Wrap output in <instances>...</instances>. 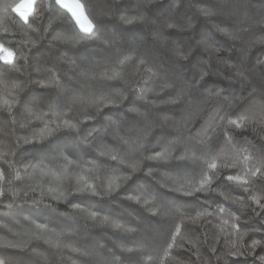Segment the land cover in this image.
<instances>
[{
  "label": "trees",
  "instance_id": "1",
  "mask_svg": "<svg viewBox=\"0 0 264 264\" xmlns=\"http://www.w3.org/2000/svg\"><path fill=\"white\" fill-rule=\"evenodd\" d=\"M21 1L0 0V44L15 54L12 66L3 59L5 50H0V109L6 101L13 104L11 116L6 111H0V155L8 151L16 153L15 156L6 157L14 167L7 168L0 161V169L5 174V180L0 181V189L4 193L0 196V239L14 244L27 241L28 247L26 250L0 248V259L7 254L15 264H94V256L86 257L67 249H57L43 239H30L32 233L38 231L36 225H42L50 230L44 235H51L53 240L59 239L62 244L94 249L114 259V264H226V260L227 264H253V257L237 259L225 256L230 246L225 243V239L236 240L237 237L235 233L227 238L217 237L216 226L222 219H227L231 225L233 218L230 214L235 213L240 218L235 221L240 231L249 233L244 237L243 244H250L253 238L264 241V231H252L264 223V212L257 216L252 208L256 207L257 211L260 209L250 200V196L255 195L260 198V204L264 205V176L257 179L248 172L249 169L255 171L257 168L264 172V157L261 156L264 152V92L259 88L260 72L264 70V64L258 63L264 61V46L252 49L242 65L248 73L254 74V78L250 75L249 79L257 86L255 92L247 83L237 82L233 68L223 63H241V50L245 48V42L255 38L253 33L259 35L261 30L258 23L261 15L252 5L264 3V0H181L178 9H174L176 0H155L147 14L157 23L148 27L121 25L112 16L113 10L117 16L134 15L137 6H142V0H122L114 8L113 0H79L93 24L101 25L102 33L123 32L122 45L125 49L129 42H142L137 51L131 54L148 61L147 67L161 71L162 74L169 71L175 58L168 48L154 39L153 33L160 29L161 22L167 20L173 12L176 20L181 23H187L189 17L196 23L193 32L170 30L166 33L178 45L188 47L202 38L215 39L220 49L218 53L210 56L203 49L196 48L190 60L185 62L183 80L187 83L198 81L200 91L185 94L178 104L166 101L180 95L184 85L179 82L174 89L160 90L159 80L144 79L143 87L146 91H128L144 75V66L139 65L138 60L126 65L124 80H102V74L113 66L118 56L116 47L105 45L104 37L95 42L85 39L82 43H76L85 34L71 13L56 4L55 0H36L34 11L25 22L15 11ZM8 4L13 7L7 9ZM207 5H212L214 10L222 14L199 16L197 7ZM233 12L235 15H232ZM217 27L235 31L240 39L233 40L222 35ZM53 35H61L70 42L51 41ZM72 60L81 67L87 65L95 78L81 77L78 70H73L70 64ZM49 70L59 76L63 83H67L68 87L85 96L98 91L105 95L124 91L128 99L118 106L104 107L94 120L82 126L79 133L62 131L50 137L43 145H25L24 138H31L32 131H39L34 126L39 124L43 127L42 123L32 119L31 114L41 109L49 111V90L41 88L37 83L43 77L50 76ZM201 71L209 73L202 81L199 79ZM13 85H19L20 88L14 98L5 90ZM208 93H219L220 96L210 98ZM66 103L71 106V111L67 107L63 111L68 112L69 116H79L86 110L82 103ZM133 106L144 112L150 111L155 123L164 124V127H155L150 137L153 148H156L157 142L176 141L179 137L180 143L190 153L200 155L203 152L209 160L217 158L215 162L218 165L223 160L231 159L238 162L237 166L221 168L213 183V190L199 192L191 197L169 189L187 185L201 171V165H189V171L180 175L184 165L157 161H140L141 171L135 173L132 180L124 183L110 197L101 199L76 193L77 187L85 181L106 186L115 178L120 164L118 160L113 161L111 155L121 158L128 156L129 163L134 162L131 149L124 145L117 148L113 136L105 133L109 118L123 121L126 130H130L134 114L127 109ZM242 116L246 119L241 121L239 118ZM229 117L238 120L243 127L226 125ZM46 119L56 121L57 117L49 113ZM21 124H28V127L22 128ZM225 132L232 138L231 141L224 135ZM17 142L20 147L15 146ZM73 149L78 156L71 154ZM60 154L77 161L64 175L41 176L35 168L25 169L21 166L28 161L33 165L43 162L55 169L57 165L49 162L58 160ZM245 157L248 159L245 160ZM91 161L101 167L94 168ZM149 167L153 168L152 176L147 175ZM203 170L207 171V167L204 166ZM17 176L20 178L16 179ZM228 176L249 180L250 183L243 185L228 181ZM32 188L36 191H31ZM61 192L74 194L68 195L65 202L64 199L54 198L59 197ZM129 195L140 196L141 203L126 199ZM152 197L156 201L144 203ZM237 197L242 203L233 202ZM9 204L12 206L8 207ZM73 204H79L84 211L74 208ZM154 204L162 212L166 210L165 204L170 205L174 210L173 218L153 216L148 209L155 210ZM218 205L224 207L226 212L221 213ZM92 211L99 213L95 221L88 218ZM198 212L207 214L196 223L183 221L179 215L185 213L195 216ZM105 216L109 217L108 224L104 223ZM173 220L181 226V234L176 238L171 256L165 259L164 240L171 242ZM112 221L137 231L128 233L113 228ZM227 231L232 232V229L228 227ZM122 245L143 246L144 253H125ZM213 247L215 252L212 251ZM61 251L65 254L61 255ZM257 253L264 254V250L257 249ZM148 255L153 258L148 259Z\"/></svg>",
  "mask_w": 264,
  "mask_h": 264
},
{
  "label": "snow or ice",
  "instance_id": "2",
  "mask_svg": "<svg viewBox=\"0 0 264 264\" xmlns=\"http://www.w3.org/2000/svg\"><path fill=\"white\" fill-rule=\"evenodd\" d=\"M122 0H113V8L116 4L121 3ZM155 2V0H142V6L138 5L135 9V14L132 16L127 15H119L117 16L115 13V10L112 12V16L116 18L121 25H128V26H144L148 27L151 26L157 21L153 20L148 14V9L151 7V5ZM36 3V0H31V3L29 4V9L34 11V5ZM56 4H59L62 8L67 9L69 13H71V16L75 19L76 24L79 26L80 30L85 34V37H81L79 40L76 41V43H82L85 39H90L92 41H99L103 38V43L107 45L109 48L116 47L118 51V56L116 60L113 62V66L108 69L105 73L102 74L101 79L104 81H121L124 80L125 73L127 71L126 65L129 63H135L137 60L139 62V65L144 66L143 71V77L139 80H137L133 87L128 88V91H146L143 87V80L144 79H151L155 78L159 80L161 83L159 84L160 90L169 89V88H175L177 86V82L184 85V87L180 91V95L177 96L175 99H170L166 101L170 104H178L180 103L181 98L185 94H190L193 91H200L199 82L193 81L191 83H187L183 80V71L185 67V62L189 61L193 52L196 48H201L204 51L208 52L209 55H213L215 53H218L220 49L216 46V41L213 37H207L202 38L194 45L188 46V47H182L178 45L174 40H171L170 37L166 34L170 30L171 31H179V32H193L196 23L194 22L192 17L188 18L187 23H181L175 18V14H171L169 18L163 22H161L160 29L158 31H155L153 33L154 39L163 47L168 48L172 55L174 56V62L170 66V69L168 72H164L163 74L161 71H153L152 67H147L148 61L139 58V56H134L131 53L137 51V49L140 47L142 42L132 41L129 42V46L127 49H125L122 45V39H123V32L117 33H102L101 32V25L100 24H93L91 20H88L87 15L84 12V5L79 2V0H75L73 4L65 3L64 0H55ZM181 6V0H176V3L174 5V9H178ZM13 7L12 4L7 5V9H11ZM22 7V6H21ZM51 7V5H49ZM252 7L256 8L258 12L261 15V19L258 21V23L261 25V30L259 35L256 33H253V36L255 38H249L245 42V48L242 49V58L241 63L239 65H231L228 64L227 61H223L226 66L233 68L236 76V80L239 83H247L253 90V92L256 91L257 86L253 83V80L249 79L250 75L254 74L248 73L243 67V61L247 59L248 55L257 46H264V3L258 4V5H252ZM16 12L20 14V16L23 18L25 22L28 20V16L25 12H22L20 10V7H17L15 9ZM197 12L199 16L203 17H211L213 15L222 14L219 10H214L212 5H207L205 7H197ZM232 15H235V12L232 13ZM83 18V19H82ZM85 21L87 23H85ZM217 31H219L222 35L237 40L240 39L238 34L235 31H228L223 28L217 27ZM46 38V37H45ZM51 41H60L64 43H68L70 41L65 40L64 37L61 35H53L51 37ZM0 50H5L4 46L0 44ZM14 53L11 51H8V56L5 58V63L14 66ZM259 64H264V61H258ZM70 64L73 66V70L79 71V75L85 79L89 78H95L92 70L87 66L84 65L81 67L80 65L76 64L75 60L70 61ZM50 76L49 77H43L41 81H37L39 86L44 89L49 90V102H48V112H45L43 109L33 112L31 114L32 119L39 121L43 124V127H40L39 124L35 125V128H39V131H32L31 138H24L23 143L25 145H32V146H40L43 145L46 141L49 140L50 137H54L57 133H60L62 131L67 132H73V133H79L81 131V128L84 124H86L90 120H94L96 118V115L104 108L108 107L110 105H119L123 103L124 100H127L128 97L125 94L124 91H118L114 94L105 95L102 91L93 92L87 96H85L82 92H77L76 90L68 87L67 83H63L59 76H57L55 73H51V70H49ZM140 74V70H137V75ZM209 73L206 71H201L199 79L202 81L205 79V77ZM260 78L261 83L259 85V88L262 92H264V70L260 72ZM126 83V81H125ZM5 90L11 94V96L14 98L17 93L20 91L19 85H13L11 88H5ZM210 98L219 97V93H208ZM224 99H227L225 97ZM67 101H71L72 104H75L77 102L82 103L86 106V110L79 116H69L68 112H64L63 108L67 107L69 111H71V106L66 103ZM153 104L155 102H152ZM94 109V111H93ZM0 111H6L11 116L13 112V104L5 102L4 106ZM129 113H133V126L130 130H126L125 124L123 121L119 120H112L108 119L107 126L105 128L106 134H111L113 136L114 141L116 142V147L119 148L120 145L128 146L131 149V152L133 153V163H129L128 156H125L123 158L119 157L118 155H111V159L113 161H119L120 167L118 169V174H115V178L113 180H110L107 185L101 184L99 186L95 184L88 183L87 181L84 182L82 186H78L76 189V193L81 195H91L94 197H99L101 199L110 197L117 193L120 188L123 186L124 183H127L128 181L132 180V177L135 173L138 171H141V168L139 167L140 161H157L162 162L164 164L172 163V162H179L181 165H184V171L180 173V175H184L189 171V165H201V171L195 176V178L187 185H180L178 187L170 188L169 191L171 192H178L186 197L195 196L199 192H206L213 190L212 186L215 181V178H218L219 172L221 168H229V167H236L237 161L226 159L221 161V163L218 165L215 161L217 158H212L211 160L206 158L205 153H201L200 155H197L195 152H189L183 145L180 143V138L177 137L176 141L171 142H157L156 148L152 147V140L150 137L152 136V133L155 129V127H164L163 123H155L153 119H151V112H144L141 111L138 107H130L127 109ZM49 113L56 116V121H49L46 119V117L49 116ZM67 117V118H65ZM241 121L246 119L245 117L239 118ZM31 123V121H29ZM226 125H235L236 127H243V124L240 123L238 120H233L230 117L226 120ZM20 127L26 128L28 127V124H21ZM31 130V129H30ZM123 133V134H122ZM224 135L228 138L229 141H231V137L228 136L227 132L224 133ZM127 137V138H125ZM16 147H20L19 142L16 143ZM174 146V147H173ZM91 148V145L88 146ZM159 149V150H157ZM152 153V154H149ZM15 152L8 151L0 155V161L3 162V164L7 168L14 167V164L10 162L6 157L8 156H15ZM71 154L73 156H78V153L76 150H72ZM261 156L264 157V152L261 153ZM245 160L248 159V157L244 158ZM77 161L69 160L67 156L60 154V157L58 160L50 161L49 164L57 165L55 169L49 168L48 165H45L43 162H41L38 165H33L31 161H28L26 163H23L21 166L25 169L27 168H35L36 171L41 176H47L49 174H56V175H64L67 174L69 171V168L72 167V165L76 164ZM94 168H100L101 165L96 164L95 161L90 162ZM207 167V171L203 170V167ZM191 171H195V169H191ZM248 172L251 174V177L253 178H261L264 176V172L261 171L260 168L255 169V171H252L251 169L248 170ZM147 175L152 176L153 175V168L149 167ZM16 179H19L20 177H15ZM5 180V174L4 170L0 169V181ZM228 181H234L237 183H241L243 185H248L250 183L249 180H240L238 177L234 176H228ZM167 187V185H165ZM31 191H36L35 188L30 189ZM247 191V188L245 189ZM264 190V189H262ZM3 190L0 189V196H3ZM27 195V192L24 193ZM74 193H63L61 192L59 197H54L56 199H64L65 202H67V196L73 195ZM18 195V193L16 194ZM126 199L130 201H134L137 204L141 203V197L140 196H127ZM250 200L254 202L255 205H257L260 209V211H257L256 207L252 208V211L259 216L260 212H264V205L260 204V198L252 195L250 196ZM156 201L155 197H152L150 200H145L144 203L148 204L151 202ZM234 203H242L241 199L239 197L236 198V200L233 201ZM8 207H11L12 204L7 205ZM73 207L84 211V209H81L79 204H73ZM155 210L153 208H149L148 211L151 212L153 216H161L163 218H173L174 210L170 205L165 204V211H161L160 208L155 207V204L153 205ZM219 211L221 213L226 212V209L222 206H219ZM207 213H200L198 212L195 216L187 215L185 213H180V218L183 221H188L190 223H196L200 219L201 216L206 215ZM99 215L98 212L92 211L88 214V218L92 221H95L97 219V216ZM231 218H233V223L229 225V222L227 219H222L221 223L218 224L216 227L218 229L217 231V237H223L227 238L232 235V233L236 234L237 239L231 240V239H225V243L230 245L228 247V250L225 254L228 258H244L247 259L248 257H253V264H256L257 261H259V264H264V254H258L257 249L264 250V241L258 240V239H252L250 244H243L242 241L245 236H248V232H241L240 226L235 222L238 221L240 218L238 216H235V213H231ZM104 223H109V217L105 216L103 218ZM7 227V225H4ZM111 226L116 229H122L128 233H135L137 229L131 228V227H125V225L112 221ZM230 227L232 229V232H228L227 228ZM36 228L38 231L32 233L30 239L34 238L37 240L43 239L47 243L53 245L57 249H67L72 253H79L86 257H96L94 264H114V259H110L108 257L103 256L99 252L95 251L94 249H90L86 246H73V244L70 243H61L59 239L53 240L51 235H44V233L49 232L45 226L42 225H36ZM253 232H260L264 231V223H262L261 227L258 229H252ZM181 234V226L176 225L173 220V231L170 235V241L164 240V244L166 245L163 249V257L165 259L169 258L171 256V249L175 247V241L178 236ZM219 242V240H217ZM191 243V241H189ZM28 247V242L25 241L23 244H14L11 242L4 241L3 239H0V248L3 249H20V250H26ZM123 252L125 253H135V254H142L144 253L143 246H135V247H124L121 246ZM212 251L215 252V247L212 248ZM61 255H64L65 253L61 251ZM153 257L151 255H148V259H152ZM118 259V258H116ZM219 259V258H218ZM0 264H15L14 260H11L8 258L7 254L5 255V258L0 259ZM227 264V260H226Z\"/></svg>",
  "mask_w": 264,
  "mask_h": 264
},
{
  "label": "rangeland",
  "instance_id": "3",
  "mask_svg": "<svg viewBox=\"0 0 264 264\" xmlns=\"http://www.w3.org/2000/svg\"><path fill=\"white\" fill-rule=\"evenodd\" d=\"M64 2L65 3H68V4H73L74 2H75V0H64ZM80 2V1H79ZM24 4H23V6L25 7L24 9L25 10H27L28 12H32L33 10H30L29 9V4L31 3V0H24V2H23ZM81 3V2H80ZM82 4V3H81ZM84 12H85V10H84ZM85 14H86V12H85ZM87 15V14H86ZM87 18H88V20H91L90 18H89V16L87 15ZM83 19V18H82ZM85 23H87L86 21H85ZM8 51L9 50H6V51H4V53H3V59L5 60V58H7V56H8Z\"/></svg>",
  "mask_w": 264,
  "mask_h": 264
},
{
  "label": "crops",
  "instance_id": "4",
  "mask_svg": "<svg viewBox=\"0 0 264 264\" xmlns=\"http://www.w3.org/2000/svg\"><path fill=\"white\" fill-rule=\"evenodd\" d=\"M24 2V0H22L19 4H17V6H16V8L17 7H20V10L22 11V12H25L26 14H27V16H29V14H30V12H28L27 10H25L24 8V6H23V3ZM22 6V7H21Z\"/></svg>",
  "mask_w": 264,
  "mask_h": 264
}]
</instances>
